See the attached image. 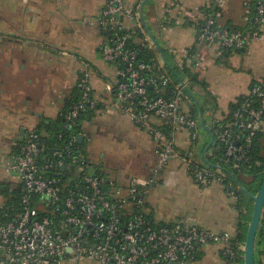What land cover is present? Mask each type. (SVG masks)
<instances>
[{"label":"crops","instance_id":"1","mask_svg":"<svg viewBox=\"0 0 264 264\" xmlns=\"http://www.w3.org/2000/svg\"><path fill=\"white\" fill-rule=\"evenodd\" d=\"M108 1L0 0V209L19 185V179L7 170L18 145L43 122L61 116L65 104L76 96L87 66L98 103L82 121V146L86 150V144L96 136L105 149L104 158L86 150L90 161L122 187L133 176H151L157 161L156 141L113 106L117 68L102 58L106 32L94 23ZM125 1L143 4L150 36L146 46L164 64L180 70L182 64L190 68L184 50L191 47L202 55L203 60L190 68L198 79L191 86L197 89L193 93L202 121L196 158L203 166L229 172L231 168L216 159L219 143L213 124L227 118L230 104L247 95L254 80L264 79V25L260 37L253 38L244 52L226 56L218 44H196L201 10L210 0ZM258 1L224 0V5L217 7L218 23L233 31L250 28ZM177 142L182 150L188 149L190 133H178ZM108 149L115 153L107 159ZM105 165L116 170H106ZM237 201L225 183L213 181L202 186L186 165L172 161L157 176L144 212L156 223L198 224L236 236L246 224L245 208ZM229 248L221 243L209 245L188 264H231L234 255ZM79 264L98 263L84 260Z\"/></svg>","mask_w":264,"mask_h":264},{"label":"built area","instance_id":"2","mask_svg":"<svg viewBox=\"0 0 264 264\" xmlns=\"http://www.w3.org/2000/svg\"><path fill=\"white\" fill-rule=\"evenodd\" d=\"M223 5L224 0H210L201 10L198 47L218 44L243 48L260 37L264 0L258 1L255 28L247 34L232 32L218 23L220 12L212 9ZM94 23L106 32L102 58L117 68L114 108L149 131L157 143L152 174L148 178L133 176L126 187L119 186L94 166L77 141L81 116L98 103L87 66L77 84L80 98L64 116V128L72 131L68 142L50 149L37 131H31L8 164L7 170L19 179L21 196L19 208L13 207L0 220V264H79L84 260L98 264H188L209 245L241 246L228 231L215 232L182 222L156 223L144 212L157 176L172 161L186 165L202 186L223 181L226 173L197 161L202 121L189 76L184 73L177 81L158 56L140 61L138 51L129 45L137 34L143 46L150 41L143 4L109 0ZM194 48L184 50L190 68L203 60ZM248 95L232 122L213 124L214 137L226 144L225 155L234 160L235 168L246 158L244 149L252 137L264 132V85L251 86ZM253 97L260 98V107L252 105ZM239 128L250 131L246 143L239 144L244 140ZM184 130L190 133V147L182 150L177 135ZM228 252L236 253L233 248Z\"/></svg>","mask_w":264,"mask_h":264},{"label":"trees","instance_id":"3","mask_svg":"<svg viewBox=\"0 0 264 264\" xmlns=\"http://www.w3.org/2000/svg\"><path fill=\"white\" fill-rule=\"evenodd\" d=\"M212 12H218L217 7H213ZM203 22V19L200 20ZM250 28L248 29H241L243 33L247 34L250 31H252L255 28L254 21H250ZM232 32H234L231 29ZM141 35L137 34L133 39L129 40V45L132 46L134 49L138 51L137 59L142 61H151L153 58L156 57V52L153 50H150L147 46H143L140 42H134L135 38H140ZM248 46L243 48H229L224 47L222 49L224 55L230 56L234 53H242L246 50ZM196 49L194 48V51ZM170 73L176 78L178 81L181 79L182 75L186 73V75L189 76L190 81L192 83H197V75L190 69H178L167 66ZM258 83H261L264 85V79L254 80L251 84V86H254ZM77 93V94H76ZM75 97L70 99L66 104L65 107L62 110L61 116L53 121V122H43L37 132L45 141L50 149H54V147L58 145H63L68 142L69 138L72 135V131L69 129L64 128L65 123V114L70 110L71 106L80 98L81 90L77 86ZM249 99V95H241L239 96L235 101H233L230 104V113L228 114L227 118L223 120L224 123H230L233 121V116L236 111L244 107L246 102ZM252 105L255 107H260V98L259 97H253ZM97 108V106L90 108L86 113H84L81 116L80 119V125L77 127L76 132L79 133L82 130V121L87 115H91L92 112ZM238 132L243 136L244 140L239 141V144L246 143L247 135H249V130H244L239 128ZM82 148H84L81 145ZM85 149V148H84ZM19 150L17 147L16 152ZM246 158L242 161L238 162L239 167H234V160L232 158H228L227 155H225L226 152V144L225 143H219V150L216 153V159H220L222 162H224L228 167L231 168L229 172L223 171L226 173V177L223 179V183H225L229 190L232 192L234 191V195L238 198V205L241 207V209L244 207L243 215L244 219L246 221V224L244 226H241L239 233L234 236V238H237L240 240L241 243L245 246L246 238H247V232L248 228L251 222L252 213H253V207H254V200L253 198L248 194L251 193L253 195L257 194V192L260 189V186L264 180V132H258L254 137H252V141L250 145L244 149ZM213 170H216L212 168ZM233 171V172H232ZM240 175V177H239ZM252 178V181L246 182V178ZM241 186V188H239ZM20 184L18 185V188L16 192L9 198L8 203L0 209V220L3 219V216L6 213H11L13 207L19 208L20 206ZM244 246H237L233 243L228 244V247L235 249L236 253L234 254V257L232 259L231 264H245L244 260ZM201 253V252H200ZM200 253L197 255L196 260L200 257ZM256 264H264V213L261 220L260 228L257 234L256 239Z\"/></svg>","mask_w":264,"mask_h":264},{"label":"water","instance_id":"4","mask_svg":"<svg viewBox=\"0 0 264 264\" xmlns=\"http://www.w3.org/2000/svg\"><path fill=\"white\" fill-rule=\"evenodd\" d=\"M84 140H85V135L81 132L78 133L77 141L83 144ZM95 172H96L95 169L91 170L92 174H94ZM248 194L254 200V207H253L252 218L248 228L247 238L245 242L244 260H245V264H256V239L264 213V180L257 194L253 195L249 192ZM173 264H178V263H173Z\"/></svg>","mask_w":264,"mask_h":264},{"label":"rangeland","instance_id":"5","mask_svg":"<svg viewBox=\"0 0 264 264\" xmlns=\"http://www.w3.org/2000/svg\"><path fill=\"white\" fill-rule=\"evenodd\" d=\"M191 89H192L193 92H197V89H196L195 86H193V87L191 86ZM86 148H87L86 150H88L91 155H98L99 154L100 156H103V154L105 153V151H104L105 149L103 147V144L96 138V136H94L92 138L91 142H88V144H86ZM114 153H115V151H111V150L108 149L107 150V159H108V157L110 155H113ZM103 158H104V156H103ZM105 169L106 170H110L111 172L116 170L115 166H110V165H108V166L105 165ZM239 177H240V175H239ZM251 181H252L251 177L250 178H246V182L250 183ZM242 246H244L243 243H242ZM244 248H245V246H244Z\"/></svg>","mask_w":264,"mask_h":264}]
</instances>
